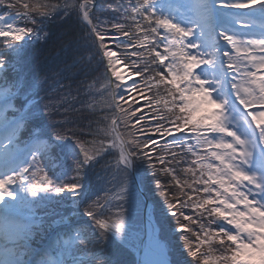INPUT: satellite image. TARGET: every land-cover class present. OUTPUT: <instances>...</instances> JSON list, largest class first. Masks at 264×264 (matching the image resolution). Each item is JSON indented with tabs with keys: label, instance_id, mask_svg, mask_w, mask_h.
<instances>
[{
	"label": "snow or ice",
	"instance_id": "1",
	"mask_svg": "<svg viewBox=\"0 0 264 264\" xmlns=\"http://www.w3.org/2000/svg\"><path fill=\"white\" fill-rule=\"evenodd\" d=\"M108 8L0 0V264H264V0Z\"/></svg>",
	"mask_w": 264,
	"mask_h": 264
},
{
	"label": "trees",
	"instance_id": "2",
	"mask_svg": "<svg viewBox=\"0 0 264 264\" xmlns=\"http://www.w3.org/2000/svg\"><path fill=\"white\" fill-rule=\"evenodd\" d=\"M117 2V0H98V6L100 8V11L98 12L99 15H101L102 17H110L111 16V11L109 10L108 6L109 5H115V3ZM54 35H58L60 34L61 31H63L62 29H56L53 28L52 29ZM51 44L48 45H40L39 48L34 47V46H30L29 47V55H35L37 54V52H40L41 55H47L48 50L50 49ZM61 56L63 55V53L60 54ZM85 58H88V53L85 52L84 53ZM49 62H51V58H49ZM66 83V81H65ZM95 175L90 176V180L92 182H95ZM102 187H104L105 185H101ZM141 219V218H139ZM141 223V222H140ZM37 244H39V241H37Z\"/></svg>",
	"mask_w": 264,
	"mask_h": 264
},
{
	"label": "water",
	"instance_id": "3",
	"mask_svg": "<svg viewBox=\"0 0 264 264\" xmlns=\"http://www.w3.org/2000/svg\"><path fill=\"white\" fill-rule=\"evenodd\" d=\"M96 3H97V0H96ZM148 204V207L145 209L143 215H142V221H143V234L145 235V238H146V234H147V227H146V222L148 220V213H149V210L151 209V203L150 201L147 202Z\"/></svg>",
	"mask_w": 264,
	"mask_h": 264
},
{
	"label": "rangeland",
	"instance_id": "4",
	"mask_svg": "<svg viewBox=\"0 0 264 264\" xmlns=\"http://www.w3.org/2000/svg\"><path fill=\"white\" fill-rule=\"evenodd\" d=\"M141 218V217H140ZM141 219H137L136 221H135V224H136V227L137 228H139L140 230H141V232H142V225H141ZM132 259H135V255H134V253H133V255H132Z\"/></svg>",
	"mask_w": 264,
	"mask_h": 264
},
{
	"label": "bare ground",
	"instance_id": "5",
	"mask_svg": "<svg viewBox=\"0 0 264 264\" xmlns=\"http://www.w3.org/2000/svg\"><path fill=\"white\" fill-rule=\"evenodd\" d=\"M150 220H151V219L148 218V220H147V222H146L147 232H148L149 229H150V223H149Z\"/></svg>",
	"mask_w": 264,
	"mask_h": 264
}]
</instances>
